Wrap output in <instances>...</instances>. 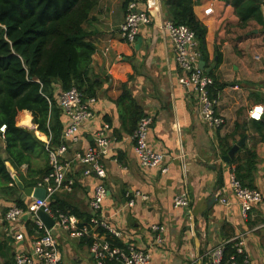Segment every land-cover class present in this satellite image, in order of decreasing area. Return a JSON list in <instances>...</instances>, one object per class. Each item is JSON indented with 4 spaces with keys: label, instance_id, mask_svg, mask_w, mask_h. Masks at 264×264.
<instances>
[{
    "label": "crops",
    "instance_id": "obj_1",
    "mask_svg": "<svg viewBox=\"0 0 264 264\" xmlns=\"http://www.w3.org/2000/svg\"><path fill=\"white\" fill-rule=\"evenodd\" d=\"M154 1L159 2L160 11L154 12L153 23L141 30L134 44L123 42L119 36L126 17L125 0H101L85 24L96 49L90 79L100 83L93 109L96 118L82 128L81 141L71 146L64 158L71 165L68 177L76 181L74 191L58 193L52 203L59 201L56 205L65 208L66 214L78 209L92 214L89 201L96 181L84 177L85 166L76 156L92 147L98 130L108 124L115 143L104 156L109 198L103 215L127 237L122 241L108 236L111 242L151 248L154 236L150 226L162 224L167 228L166 241L154 249L151 264H209L213 248L240 236H244L252 264H264V199L245 219L230 187L232 161H224L229 150L247 137L246 148L235 158L243 159L246 151H255L259 165L253 186L264 197V139L249 117L254 107L264 108V23L242 24L235 8L225 0H193L194 12L208 30L205 63L211 72L204 71L214 80L211 92L218 101L217 113L224 120L222 128L213 130L200 117L195 99L178 82L176 54L163 29L169 20L168 6L163 0ZM146 3L139 2L141 11L146 10ZM211 8L213 12L207 15ZM125 90L145 115L154 119L149 143L164 155L166 174L138 165L132 135L125 130L129 116L118 106ZM62 121L65 127L68 121L64 116ZM35 136L43 143L47 138L38 131ZM0 154L7 160L1 135ZM30 156L31 165H23L19 173L6 163L16 185L19 180L25 188L30 187L22 179L37 181L50 167L45 149L40 147ZM19 191L17 195L0 191V264H16L19 253L32 252L37 237L29 234L26 226L32 221L29 215L17 224L5 220L7 210L19 197L28 206L33 201ZM135 192L148 200L137 198L130 207L127 196ZM219 192L231 202L229 206L220 203ZM183 193L189 195L190 206L176 209L174 199ZM18 236L22 238L17 241ZM56 237L64 264H95L89 240H72L62 232Z\"/></svg>",
    "mask_w": 264,
    "mask_h": 264
},
{
    "label": "trees",
    "instance_id": "obj_2",
    "mask_svg": "<svg viewBox=\"0 0 264 264\" xmlns=\"http://www.w3.org/2000/svg\"><path fill=\"white\" fill-rule=\"evenodd\" d=\"M100 1L0 0V130L6 126L4 139L8 156L5 160L0 154V191L7 195H17L20 191L6 163L9 162L19 173L23 165H31L32 153L40 147L45 149V143L35 136V131L51 137L53 147L61 145L65 127L58 103L60 95L76 88L86 100L97 96L100 83L90 79L96 49L84 26ZM136 1L146 0H125V10ZM163 1L168 6L170 21L195 32L198 51L202 57L208 58V30L194 12V1ZM225 1L235 8L242 24L250 21L264 23L260 0ZM219 57L221 61V55ZM118 106L129 116L125 130L133 135L145 113L127 90L118 100ZM254 123L264 139V120ZM0 135L3 136L1 131ZM257 159L255 151L248 150L243 159L237 157L231 162L237 178L245 187L255 188ZM49 172L50 167L45 175ZM45 175L37 181L22 180L28 187H37ZM58 202L52 203V209L67 213L65 208L56 205ZM15 205L25 211L29 208L20 197L15 200ZM70 214L80 218L82 223L89 222L92 217L79 209ZM26 226L29 234L36 233L31 220ZM87 240L91 246L92 240ZM113 244L123 246L119 241ZM232 257L242 263V258L229 244L225 260Z\"/></svg>",
    "mask_w": 264,
    "mask_h": 264
},
{
    "label": "built area",
    "instance_id": "obj_3",
    "mask_svg": "<svg viewBox=\"0 0 264 264\" xmlns=\"http://www.w3.org/2000/svg\"><path fill=\"white\" fill-rule=\"evenodd\" d=\"M260 2L264 6V0H260ZM145 6L146 10L141 11L139 2L129 4L125 21L119 29V36L123 42L134 44L141 30L153 23L154 12L160 11V4L157 1L147 0ZM212 12L213 9L211 8L205 13L210 15ZM163 29L167 33L176 54V64L180 70L178 78L180 86L186 90L190 97L195 99L198 105V113L204 123L213 130H219L224 125V120L217 113L218 101L211 92L214 80L199 67L202 56L198 51L195 32L185 25L174 24L170 19L165 21ZM96 102V98L86 100L76 88L64 92L59 97V106L68 122L63 130L62 143L59 147H53L51 137H47L44 142L49 157L50 172L40 180L37 188L46 190V198L44 200L33 199L27 211L15 205L9 208L5 214V220L10 224L20 223L25 215H29L36 228L37 237L32 252L29 254L19 253L15 259L16 264H64L60 243L56 234H53V230L56 233H64L72 240H92L91 253L95 264H151L154 249L163 247L165 244L167 228L162 224L150 226L154 240L153 246L148 249L141 248L134 243L117 246L108 238L110 236L112 239L122 241L127 238L123 231L111 225L109 218L103 215L104 205L109 198V190L104 182L107 177L104 156L115 143L111 139V128L108 124L102 125L98 130L94 145L76 156L78 162L85 166L84 177L96 181L94 194L89 201V208L92 212L90 221L81 223L73 215L52 209V200L58 193H72L74 191L76 181L68 177L71 165L64 158L69 152V148L81 141L82 128L95 120L96 116L93 109ZM249 117L254 121H261L264 117V108L254 107L250 110ZM153 123V117L144 116L131 137L134 142L136 158L141 168L159 169L166 174L168 168L163 167L164 155L156 152L149 143V134ZM176 128L180 133L179 126ZM0 131L4 138L6 126H3ZM230 187L233 197L240 207L241 214L247 219L254 207L263 201V193L257 188L243 186L236 176L235 166H231ZM140 197L148 200L147 196H141L140 192L128 195V206L134 207L137 198ZM218 198L220 203L225 206H229L231 203L225 198L223 192H219ZM190 203L191 200L187 193L178 195L174 199L176 209L188 208ZM40 211H44L55 221L52 229L46 227L39 216ZM21 238L18 236L17 241ZM229 244L233 245L237 255L242 258V263H239L234 257L225 260V250ZM209 260V264H252L246 250L244 236L224 241L213 248L209 252Z\"/></svg>",
    "mask_w": 264,
    "mask_h": 264
},
{
    "label": "water",
    "instance_id": "obj_4",
    "mask_svg": "<svg viewBox=\"0 0 264 264\" xmlns=\"http://www.w3.org/2000/svg\"><path fill=\"white\" fill-rule=\"evenodd\" d=\"M200 69L202 70H206V63H205V58L201 57L200 59V64H199ZM213 68H215V65L213 66ZM207 73L211 72V69H207L206 70ZM247 143V137H244L240 142H238L233 148H231V150L229 151L228 155H226L224 157V161L226 163H230L232 160L235 159L236 155L238 154V152L246 146ZM9 171H11L9 169ZM17 181V186L19 187V189L24 192V194L28 197V198H33V199H37V200H44L46 198V190L43 188H25V186L22 184V182H20L19 180ZM39 216L42 219V221L44 222V224L46 225V227L48 229H52L55 225V221L48 215L45 214L44 211H40L39 212ZM53 234H56V232L53 230Z\"/></svg>",
    "mask_w": 264,
    "mask_h": 264
}]
</instances>
